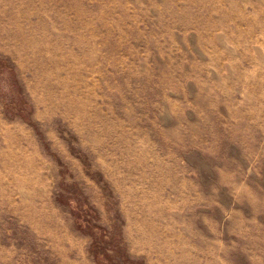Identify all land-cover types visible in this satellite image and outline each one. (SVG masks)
I'll use <instances>...</instances> for the list:
<instances>
[{
    "label": "rangeland",
    "instance_id": "1",
    "mask_svg": "<svg viewBox=\"0 0 264 264\" xmlns=\"http://www.w3.org/2000/svg\"><path fill=\"white\" fill-rule=\"evenodd\" d=\"M0 264H264V0H0Z\"/></svg>",
    "mask_w": 264,
    "mask_h": 264
}]
</instances>
